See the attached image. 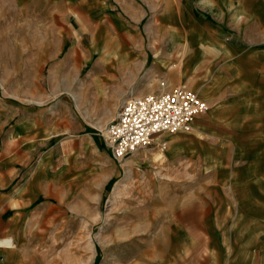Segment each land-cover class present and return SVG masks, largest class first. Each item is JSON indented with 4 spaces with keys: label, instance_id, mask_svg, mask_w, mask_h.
I'll use <instances>...</instances> for the list:
<instances>
[{
    "label": "rangeland",
    "instance_id": "rangeland-1",
    "mask_svg": "<svg viewBox=\"0 0 264 264\" xmlns=\"http://www.w3.org/2000/svg\"><path fill=\"white\" fill-rule=\"evenodd\" d=\"M149 21L135 25L131 34L140 40L139 55L126 59L130 68L121 73L118 58L102 57L123 44L116 25L99 24L97 14L82 19L55 0H0V131L19 120L29 133L46 130L44 144L28 148L27 176L34 171L39 188L29 214L25 208L2 210L0 201V221L7 223L14 212L20 216L18 233L0 239V247L12 251L10 264L230 259L231 226L242 225L243 209L253 212L259 204L244 201L243 170L230 169L240 183L228 186L230 154L218 155L217 146L226 150L229 143L214 135L225 133L230 122L206 121L210 113L227 118L219 104L228 96L227 85L212 72L222 61L200 66L172 57L157 68L163 59L149 52L155 49L146 37ZM109 63L116 67L105 71ZM100 77L102 84H96ZM177 86L198 91L208 114L190 132L159 135L150 146L114 161L101 135L123 101ZM45 154L52 162L42 160Z\"/></svg>",
    "mask_w": 264,
    "mask_h": 264
},
{
    "label": "crops",
    "instance_id": "crops-1",
    "mask_svg": "<svg viewBox=\"0 0 264 264\" xmlns=\"http://www.w3.org/2000/svg\"><path fill=\"white\" fill-rule=\"evenodd\" d=\"M55 1L65 11L79 12L82 19L91 20L97 14L99 24L107 21L116 25L123 44L107 50L102 57L118 58L120 63L117 66L121 73L130 68L126 65L127 60L139 55L140 40L137 34L132 36L131 33L145 17L150 20L146 29L147 41L153 43L148 45L155 48L149 52H156L153 56L163 59L155 64L157 68L160 64L163 68L169 65V60L165 59L172 57L186 58L188 63L197 62L200 66L210 59L222 61L212 72L220 74L218 79L227 85L225 102H218L225 108V112H220L227 118H222L220 113L207 115L208 109L193 126L206 115L209 117L206 121L213 124L224 120L230 122L225 133L214 135L227 139L229 143L226 150L224 145L217 146L218 155L230 154L228 186L232 181L234 185L240 183L237 181L238 173L230 175V169L243 170L244 201L249 200L254 205L258 202L259 206L256 208L255 205L253 212L246 213L243 209L241 216L247 215L243 224L231 226L227 264H264V0ZM128 38L132 39L131 46L125 44ZM103 67L105 71H112L116 66L109 63ZM102 81L100 77L95 82L102 84ZM195 92L202 98L198 91ZM19 121V125L0 131V188H3L0 201L4 204L2 210L25 208L29 214L39 188L35 172L30 171L32 174L27 176L28 158L31 156L28 148L43 145L46 130L29 133ZM219 146L223 149L220 150ZM51 157L45 154L42 160L52 162ZM234 198L241 203L237 196ZM18 217L14 212L7 223L0 221V239L10 236L15 230L18 233ZM11 252L0 247V264H10Z\"/></svg>",
    "mask_w": 264,
    "mask_h": 264
},
{
    "label": "built area",
    "instance_id": "built-area-1",
    "mask_svg": "<svg viewBox=\"0 0 264 264\" xmlns=\"http://www.w3.org/2000/svg\"><path fill=\"white\" fill-rule=\"evenodd\" d=\"M208 109L206 101L186 86L130 96L101 136L111 158L120 162L153 144L159 135L190 132L195 120Z\"/></svg>",
    "mask_w": 264,
    "mask_h": 264
},
{
    "label": "bare ground",
    "instance_id": "bare-ground-1",
    "mask_svg": "<svg viewBox=\"0 0 264 264\" xmlns=\"http://www.w3.org/2000/svg\"><path fill=\"white\" fill-rule=\"evenodd\" d=\"M72 98H73V100H76V96L73 95Z\"/></svg>",
    "mask_w": 264,
    "mask_h": 264
}]
</instances>
